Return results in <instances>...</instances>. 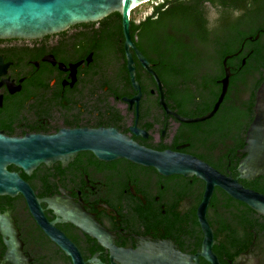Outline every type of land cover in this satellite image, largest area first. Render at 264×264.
Returning a JSON list of instances; mask_svg holds the SVG:
<instances>
[{
  "label": "flooded vegetation",
  "instance_id": "1",
  "mask_svg": "<svg viewBox=\"0 0 264 264\" xmlns=\"http://www.w3.org/2000/svg\"><path fill=\"white\" fill-rule=\"evenodd\" d=\"M224 2L204 0L201 13L206 31L241 21L243 39L226 64V58H209L207 47L188 33L167 31L184 43L176 46L161 43L158 31L146 35L130 27L136 48L161 81L167 109L153 76L130 50L141 93L134 90L123 29H105L99 22L34 40H0V147L63 131L114 129L142 147L195 157L264 195V177L246 181L238 171L264 83V61L250 66L256 48L264 55V0H243L242 8ZM149 17L131 18V25ZM182 50L192 59L183 61ZM226 70L227 92L217 113L201 123L180 122L177 117L198 119L214 110ZM161 75L180 77L177 96ZM5 166L33 191L51 231L72 255L48 236L18 193L0 196V264H138L136 251L162 243L188 256L201 253L202 180L165 177L123 159L103 162L90 152L68 165H41L31 172ZM206 217L220 264H264V217L219 188ZM200 264L208 263L201 258Z\"/></svg>",
  "mask_w": 264,
  "mask_h": 264
},
{
  "label": "water",
  "instance_id": "2",
  "mask_svg": "<svg viewBox=\"0 0 264 264\" xmlns=\"http://www.w3.org/2000/svg\"><path fill=\"white\" fill-rule=\"evenodd\" d=\"M151 1L153 0H0V40L39 39L77 25L99 23L113 14H119L122 19L128 69L134 90L141 93L130 50L135 51L143 67L153 76L162 96L161 105L167 109L161 81L136 48L130 34L133 11ZM232 57H227L224 63L226 64ZM226 71V78L221 82L224 86L223 93L214 110L198 119L177 117L180 122L201 123L217 113L227 92L230 75L229 70ZM255 110V119L247 132L245 158L238 168L240 179L246 181L264 177V83L258 91ZM12 144L8 147H0V196L14 197L18 193H23L35 220L55 243L71 255L70 247L63 238L51 231V226L45 219L33 191L17 175L9 174L5 169L6 164L16 165L31 172L41 165L58 162L68 165L78 154L90 152L103 162L123 159L137 166L155 169L165 177H195L204 181L206 192L198 213L204 234L201 253L188 256L171 243L148 244L134 253L138 264H200L201 258L208 264H220L213 252L215 240L206 217L207 208L216 188L264 217V195L246 189L239 184L238 179L219 174L195 157L142 147L114 129L63 131L56 136L31 137L24 142ZM2 221L0 218V223Z\"/></svg>",
  "mask_w": 264,
  "mask_h": 264
},
{
  "label": "trees",
  "instance_id": "3",
  "mask_svg": "<svg viewBox=\"0 0 264 264\" xmlns=\"http://www.w3.org/2000/svg\"><path fill=\"white\" fill-rule=\"evenodd\" d=\"M204 0H166L159 8L155 10L153 16L137 25L135 22L131 25L132 33L142 30L145 34L152 32H160L161 43L175 44L182 46L184 43L180 39H173L168 34V30L174 28L177 32L188 33L193 39H196L207 47L209 58L222 62L227 55L237 50L243 39V34L239 31L241 21H229L225 25L214 31H206L204 29L205 20L202 16V2ZM166 10H163L165 6ZM224 5L231 7H244L243 0H225ZM264 10V5L261 6V11ZM158 15V19L154 17ZM100 24L105 29H118L122 31V19L119 14H113ZM146 34V35H147ZM257 47V45H255ZM183 61L191 60L190 53L185 50L180 52ZM264 61V55L261 50L256 48V51L250 59L251 67L261 65ZM162 79L163 76L161 75ZM164 80V79H163ZM165 86L168 88L172 96H177V87L181 84V79L178 76L164 80Z\"/></svg>",
  "mask_w": 264,
  "mask_h": 264
},
{
  "label": "rangeland",
  "instance_id": "4",
  "mask_svg": "<svg viewBox=\"0 0 264 264\" xmlns=\"http://www.w3.org/2000/svg\"><path fill=\"white\" fill-rule=\"evenodd\" d=\"M165 0H153L150 3L144 4L133 11L131 18L136 22H141L146 17H149L153 14V11L156 6L163 3Z\"/></svg>",
  "mask_w": 264,
  "mask_h": 264
}]
</instances>
